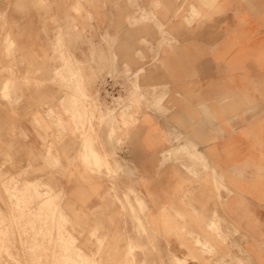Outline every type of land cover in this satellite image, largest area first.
<instances>
[{"label": "rangeland", "instance_id": "374dc122", "mask_svg": "<svg viewBox=\"0 0 264 264\" xmlns=\"http://www.w3.org/2000/svg\"><path fill=\"white\" fill-rule=\"evenodd\" d=\"M154 2L0 0V264H142V169L123 151L156 63L146 37L166 33L156 17L201 14L192 0ZM97 221L102 245L88 236Z\"/></svg>", "mask_w": 264, "mask_h": 264}, {"label": "crops", "instance_id": "0c3cea01", "mask_svg": "<svg viewBox=\"0 0 264 264\" xmlns=\"http://www.w3.org/2000/svg\"><path fill=\"white\" fill-rule=\"evenodd\" d=\"M211 5L146 37L156 63L123 151L142 169V264H264V0Z\"/></svg>", "mask_w": 264, "mask_h": 264}, {"label": "snow or ice", "instance_id": "6c2138e0", "mask_svg": "<svg viewBox=\"0 0 264 264\" xmlns=\"http://www.w3.org/2000/svg\"><path fill=\"white\" fill-rule=\"evenodd\" d=\"M153 8L159 9L163 7V5L159 2V0H155L154 4L152 5ZM77 8H79V5H77ZM5 99H7V96H5ZM87 227V225H85ZM102 224L97 221L96 226L91 228V230L88 232V236L91 240H95L97 244L102 245L104 241L107 239V237H104L103 239H98L99 233L101 231ZM203 248L207 249L208 251H211V249L208 248V245H202ZM131 248V245H130ZM193 258H195V254H193ZM86 264H95V261H88ZM175 264H186V261H176Z\"/></svg>", "mask_w": 264, "mask_h": 264}, {"label": "bare ground", "instance_id": "6f19581e", "mask_svg": "<svg viewBox=\"0 0 264 264\" xmlns=\"http://www.w3.org/2000/svg\"><path fill=\"white\" fill-rule=\"evenodd\" d=\"M136 100V99H135ZM134 100V98H133V101H135ZM136 102V101H135ZM94 103V101L92 102V104ZM71 106V105H70ZM72 108V107H71ZM79 136V135H78ZM89 153H90V155L91 156H95V157H99L100 156V153H99V151H98V149L97 148H95V147H92V146H90L89 147ZM87 156V155H86ZM90 156V157H91ZM94 158V157H93ZM105 158V157H104ZM103 158V159H104ZM104 162H106L105 161V159H104ZM99 163V162H98ZM100 164V163H99ZM107 165V164H106ZM98 167V166H97ZM2 180V179H1ZM9 189V188H8ZM29 207V206H28ZM51 207V206H50ZM132 210V209H131ZM134 213V212H133ZM134 218H136V217H134ZM138 219V218H137ZM136 220V219H135ZM136 222L139 224V222H140V219H138V220H136ZM141 224V223H140ZM42 225V224H41ZM21 239V238H20ZM42 252V251H41ZM132 254V253H131ZM3 263V262H2Z\"/></svg>", "mask_w": 264, "mask_h": 264}, {"label": "built area", "instance_id": "2783aa9c", "mask_svg": "<svg viewBox=\"0 0 264 264\" xmlns=\"http://www.w3.org/2000/svg\"><path fill=\"white\" fill-rule=\"evenodd\" d=\"M110 86H111L110 84H108V85H107V84H103V85H102V89H103V91L109 93V92H110V91H109V90H110Z\"/></svg>", "mask_w": 264, "mask_h": 264}]
</instances>
